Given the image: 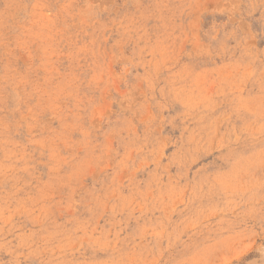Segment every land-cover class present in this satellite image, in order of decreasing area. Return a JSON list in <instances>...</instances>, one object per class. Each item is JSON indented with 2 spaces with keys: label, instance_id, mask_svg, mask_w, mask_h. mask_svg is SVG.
<instances>
[{
  "label": "rangeland",
  "instance_id": "rangeland-1",
  "mask_svg": "<svg viewBox=\"0 0 264 264\" xmlns=\"http://www.w3.org/2000/svg\"><path fill=\"white\" fill-rule=\"evenodd\" d=\"M0 264H264V0H0Z\"/></svg>",
  "mask_w": 264,
  "mask_h": 264
}]
</instances>
